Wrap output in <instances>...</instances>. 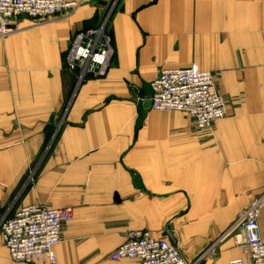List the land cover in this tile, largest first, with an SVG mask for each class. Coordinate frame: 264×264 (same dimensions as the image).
Returning a JSON list of instances; mask_svg holds the SVG:
<instances>
[{
  "label": "crops",
  "instance_id": "crops-1",
  "mask_svg": "<svg viewBox=\"0 0 264 264\" xmlns=\"http://www.w3.org/2000/svg\"><path fill=\"white\" fill-rule=\"evenodd\" d=\"M107 73L78 87L73 35L109 14ZM0 37V223L30 205L72 207L59 264L110 259L131 230L167 237L192 264L243 255L238 214L264 195V0H95ZM220 72L227 115L197 130L153 109L159 68ZM77 87V88H76ZM264 241V207L259 216ZM0 264L15 262L0 229Z\"/></svg>",
  "mask_w": 264,
  "mask_h": 264
},
{
  "label": "built area",
  "instance_id": "built-area-1",
  "mask_svg": "<svg viewBox=\"0 0 264 264\" xmlns=\"http://www.w3.org/2000/svg\"><path fill=\"white\" fill-rule=\"evenodd\" d=\"M93 1L0 0V37L14 32L20 17L43 23L54 16L70 15ZM109 15L97 26L73 35L65 64L76 72L77 87L88 76H104L112 62L115 48L108 30ZM219 77L220 72L203 71L197 64L161 67L150 82V104L156 110L184 112L192 119L195 129L208 130L227 115V99L217 86ZM263 207L264 195L244 208L230 227L228 233L241 236L243 255L231 259L229 264H264V241L259 226ZM73 216L72 207L30 205L4 217L0 229L11 259L59 264L54 248L61 241L63 225ZM124 258L137 264H190L176 244L148 230L129 231L127 240L110 254L113 261Z\"/></svg>",
  "mask_w": 264,
  "mask_h": 264
}]
</instances>
